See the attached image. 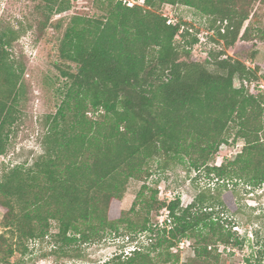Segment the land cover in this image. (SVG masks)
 <instances>
[{
  "label": "trees",
  "instance_id": "trees-1",
  "mask_svg": "<svg viewBox=\"0 0 264 264\" xmlns=\"http://www.w3.org/2000/svg\"><path fill=\"white\" fill-rule=\"evenodd\" d=\"M94 1L98 13L72 14L57 45L54 64L66 88L47 119L44 152L29 167L0 170L4 261L24 241L44 238L55 223V242L63 246L119 233L121 227L127 235L150 234V243L105 264H219L220 245L241 241L212 217L204 193L183 207L180 198L161 199L158 186L144 182L130 209L120 203L131 179L144 181L155 166L168 168L186 159L198 169L206 165L222 180L264 182V91L259 87L264 57L251 66L226 52L238 40L264 41L259 24L264 0H141L132 6L125 0ZM71 3L39 0L41 28ZM173 5L211 18L209 37L221 49L209 50L204 60L191 58L200 31L178 20L169 24L163 9ZM20 34L0 25V156L25 93L26 67L13 56ZM238 139L245 144L233 160L208 166L221 145ZM163 209L168 215L159 226L150 215ZM183 240L193 248L185 261ZM260 244L262 257L264 235Z\"/></svg>",
  "mask_w": 264,
  "mask_h": 264
},
{
  "label": "rangeland",
  "instance_id": "rangeland-1",
  "mask_svg": "<svg viewBox=\"0 0 264 264\" xmlns=\"http://www.w3.org/2000/svg\"><path fill=\"white\" fill-rule=\"evenodd\" d=\"M38 1L0 0V25H8L21 31L19 38L13 43V56L26 67L25 93L17 106L15 121L7 127L8 148L0 156V170L15 165L29 167L44 152L42 140L49 128L47 119L56 113L66 88L64 78L54 64L58 58L57 45L60 37L72 14L98 13L94 0H71V9L62 14L55 13L53 22L43 30L39 24L43 15L37 8ZM163 12L200 31V42L193 46L191 58L204 60L209 50L221 49V45L209 37L214 35L209 30L211 18L203 17L194 8L185 5L165 6ZM261 15L259 24L264 25V9ZM247 24L248 21L245 26ZM226 52L251 66L261 64L264 41L238 40ZM260 74L259 87L264 91V69ZM234 83L235 86L240 85L238 79ZM231 141L233 136L229 143ZM244 144L243 139H238L234 144L220 146L215 159L209 161L208 166L233 160ZM144 182L151 186L157 185L161 199L169 201L180 198L183 207L192 203L200 193H204L206 204L213 205L212 217L230 229L241 241L234 247L220 245L223 259L219 264H264V256H259V251L263 249L260 240L264 235V182L253 185L243 178L222 180L208 171L206 165L198 169L192 167L186 159L183 163H171L168 168L155 166L152 175L144 181L131 179L120 203L122 209H130ZM167 215L168 211L163 209L157 216L152 211L150 216L154 220L158 219L160 226ZM2 219L3 213L0 210V231H4ZM57 231L54 223L48 235L24 241L7 261H4L6 255L2 248L0 264H105L116 254L125 258L131 255L135 247L150 243L148 232L127 235V231L121 227L119 233L104 232L90 241L79 240L63 246L61 242H55L54 235ZM180 249L182 261L193 255L189 240H184Z\"/></svg>",
  "mask_w": 264,
  "mask_h": 264
},
{
  "label": "built area",
  "instance_id": "built-area-1",
  "mask_svg": "<svg viewBox=\"0 0 264 264\" xmlns=\"http://www.w3.org/2000/svg\"><path fill=\"white\" fill-rule=\"evenodd\" d=\"M125 2L128 4V5H130V6H132V5H134V4H136V3H141V0H125ZM165 15L166 16H168L166 13H165ZM169 24H173V23H175L176 22V20H175V18H173V17H169L168 16V21H167ZM223 145H225V144H223ZM223 145H221V146H223ZM184 241V240H183ZM182 241V242H183ZM181 242V243H182ZM135 248H137V247H135ZM134 248V249H135ZM133 249V250H134Z\"/></svg>",
  "mask_w": 264,
  "mask_h": 264
}]
</instances>
